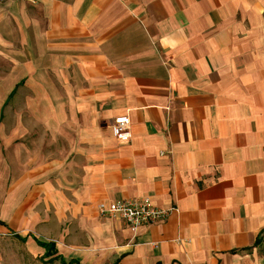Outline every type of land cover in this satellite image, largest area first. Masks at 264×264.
<instances>
[{
    "label": "crops",
    "instance_id": "crops-1",
    "mask_svg": "<svg viewBox=\"0 0 264 264\" xmlns=\"http://www.w3.org/2000/svg\"><path fill=\"white\" fill-rule=\"evenodd\" d=\"M144 198L177 211H98ZM263 233L264 0L0 1L2 264H264Z\"/></svg>",
    "mask_w": 264,
    "mask_h": 264
},
{
    "label": "built area",
    "instance_id": "built-area-1",
    "mask_svg": "<svg viewBox=\"0 0 264 264\" xmlns=\"http://www.w3.org/2000/svg\"><path fill=\"white\" fill-rule=\"evenodd\" d=\"M3 2H15L18 0H0ZM113 134L121 142H129L131 135V120L128 116H121L114 120L112 126ZM99 214L102 217H120L136 234L142 226L150 225L156 221L165 220L172 211L162 210L156 207L150 198L140 201H119L115 203L98 205ZM0 264L2 260L0 257Z\"/></svg>",
    "mask_w": 264,
    "mask_h": 264
},
{
    "label": "trees",
    "instance_id": "trees-1",
    "mask_svg": "<svg viewBox=\"0 0 264 264\" xmlns=\"http://www.w3.org/2000/svg\"><path fill=\"white\" fill-rule=\"evenodd\" d=\"M263 241H264V233L262 234V236H261L260 238H258V240L256 241L255 246H260V244H261ZM42 245H43V244H42ZM43 246H45V247H47V248H51V247H53V246H47V245H43Z\"/></svg>",
    "mask_w": 264,
    "mask_h": 264
},
{
    "label": "rangeland",
    "instance_id": "rangeland-1",
    "mask_svg": "<svg viewBox=\"0 0 264 264\" xmlns=\"http://www.w3.org/2000/svg\"><path fill=\"white\" fill-rule=\"evenodd\" d=\"M260 252L262 253V256L264 257V241L260 244Z\"/></svg>",
    "mask_w": 264,
    "mask_h": 264
}]
</instances>
